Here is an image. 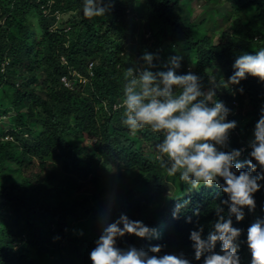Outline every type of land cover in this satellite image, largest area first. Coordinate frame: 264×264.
Returning a JSON list of instances; mask_svg holds the SVG:
<instances>
[{
	"label": "trees",
	"instance_id": "1",
	"mask_svg": "<svg viewBox=\"0 0 264 264\" xmlns=\"http://www.w3.org/2000/svg\"><path fill=\"white\" fill-rule=\"evenodd\" d=\"M180 1L116 0L107 16L89 20L81 0H0V264H90L103 223L121 212L163 234L152 240L127 236L121 247L160 244L162 252L192 256L193 210L199 208L207 232L222 194L204 187L185 193L139 140L156 136L147 129L132 135L121 125L122 110L112 105L120 100L126 68L144 50H155L147 47L142 30L155 28L156 42L163 45L158 66L181 55L180 71L192 67L212 87L231 74L236 54L264 46V0H212L229 8L216 9V20L205 12L190 23L178 10ZM127 41L139 51L125 59ZM241 84L243 94L217 86V98L237 121L230 149L247 145L264 103V84L252 77ZM245 158L246 152L240 159ZM119 163L123 175L136 178L119 182L109 215L108 182L119 180L113 168ZM254 195L255 212L246 211L240 222L233 218L244 230L241 239L254 218L264 216V188ZM173 197L189 200L179 219L171 216ZM86 219L93 228L78 235L73 227ZM240 255L241 264H248L246 245Z\"/></svg>",
	"mask_w": 264,
	"mask_h": 264
},
{
	"label": "clouds",
	"instance_id": "2",
	"mask_svg": "<svg viewBox=\"0 0 264 264\" xmlns=\"http://www.w3.org/2000/svg\"><path fill=\"white\" fill-rule=\"evenodd\" d=\"M115 2L81 0L80 11L89 20L105 17ZM158 60L157 53L144 50L126 68L121 97L112 105V110H122L121 125L132 135L147 129L156 136L155 160L166 177L185 186V193L202 187L215 188L223 198L213 208L215 219L207 232L205 225L199 223V208L193 210L197 221L188 237L193 252L190 257L184 252H162L160 244L121 247L120 242L127 236L152 240L163 235L142 220H134L121 212L114 220L103 223L88 254L90 264H241L242 244L246 245L250 257L248 264H264V216L254 218L243 239L244 230L233 224V218L240 222L245 219L246 211L255 212L254 194L264 188V103L259 107L247 145L230 149L229 140L237 121L229 119L231 109L217 98V86L243 94L241 82L249 77L264 84V46L236 54L231 74L227 79L223 76L212 87H206L204 78L193 72L192 67L189 71H180L181 55L169 56L160 68ZM87 70L93 73V62H89ZM77 75L83 82L87 80L82 74ZM245 152L247 158L241 161ZM118 184L117 177L108 182L109 215ZM171 200L174 202L171 216L179 219L189 200L181 197ZM186 222L191 223L192 217L187 216ZM73 231L83 235V230ZM59 239V236L53 237L54 241Z\"/></svg>",
	"mask_w": 264,
	"mask_h": 264
},
{
	"label": "rangeland",
	"instance_id": "3",
	"mask_svg": "<svg viewBox=\"0 0 264 264\" xmlns=\"http://www.w3.org/2000/svg\"><path fill=\"white\" fill-rule=\"evenodd\" d=\"M215 1L212 0H181L179 3L178 10L180 9L182 17L184 18V21L187 23L192 22L193 20L201 17V15L205 12H209V14H213L215 17V20L219 17L215 13L216 9H219V11H225L229 7L228 5L223 4H214ZM213 25L212 20H210L208 27H211ZM155 28L149 30V28L142 30V37L144 39V42L147 44L148 48H151L152 50L155 48L153 53H157V50H160L163 45L157 44L156 37L154 35ZM144 34V35H143ZM153 35V36H151ZM216 41H219V34L216 36ZM139 49L137 48V45L134 43H130L129 41L126 42L124 52L125 55L123 57L126 59L127 57H130L132 54L138 55ZM140 55H138L139 57ZM193 57H196L195 53H192ZM160 59V58H159ZM162 65V63H161ZM160 68L161 66H158ZM25 109V108H24ZM23 109V110H24ZM4 119V116L0 118V122ZM143 140V144L146 145V150H154V144L157 142V138H153L152 140H146L145 138L139 136V140ZM86 143V142H85ZM247 152V150H246ZM114 168V174L119 177V182L122 185L131 184L133 181H131V178H136L135 175H123L122 172L124 170V167L122 166V163L113 165ZM101 169L105 171L107 169L106 166L101 165ZM83 183H86L87 186H91L89 184L88 180H82ZM157 217V216H156ZM93 228V224L89 219L82 220L78 223H75L73 229L75 230H83L85 232L91 231ZM159 235V231H157Z\"/></svg>",
	"mask_w": 264,
	"mask_h": 264
},
{
	"label": "built area",
	"instance_id": "4",
	"mask_svg": "<svg viewBox=\"0 0 264 264\" xmlns=\"http://www.w3.org/2000/svg\"><path fill=\"white\" fill-rule=\"evenodd\" d=\"M90 66H92V63L90 64ZM62 80L65 82V85H67V86L72 85V83L70 81H68L65 77Z\"/></svg>",
	"mask_w": 264,
	"mask_h": 264
}]
</instances>
